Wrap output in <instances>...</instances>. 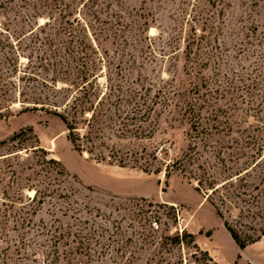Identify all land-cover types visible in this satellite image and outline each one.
Here are the masks:
<instances>
[{
	"label": "rangeland",
	"instance_id": "1",
	"mask_svg": "<svg viewBox=\"0 0 264 264\" xmlns=\"http://www.w3.org/2000/svg\"><path fill=\"white\" fill-rule=\"evenodd\" d=\"M68 2L73 9L64 17L56 11L45 33H56L57 49V35L64 39L68 34L64 25L75 45L85 35L86 45L96 48V73L105 93L100 131L79 125L87 137L80 152L63 122L44 110H22L16 102L0 115V141L31 128L34 136L29 132L24 146L36 144V137L65 172L56 175L54 184L65 196H45L42 204L29 207L16 200L0 216V264H54V255L59 257L56 264H197L192 244L172 245L164 239L183 230L217 264H264V235L239 249L205 191L180 170L171 169L168 177L164 172L165 164L188 145L187 102L204 106L202 121L207 109L226 110L234 137L245 128L264 140V0ZM33 3L13 0L0 7V30L8 29L14 46L16 20L26 32L28 21L36 19L40 25L49 18L47 13L32 18ZM45 33L37 39L29 35L30 48H24L20 62L29 55L34 62L44 56ZM203 78L207 82L201 85ZM137 105L147 114L141 122L126 121L128 131L121 134L122 118ZM5 152L0 147V154ZM18 155L30 158L31 153ZM22 194L26 198L34 192L24 188ZM21 217L27 219L24 227ZM247 221L237 227L253 233L244 226ZM58 234L65 237L52 242L51 235Z\"/></svg>",
	"mask_w": 264,
	"mask_h": 264
},
{
	"label": "trees",
	"instance_id": "2",
	"mask_svg": "<svg viewBox=\"0 0 264 264\" xmlns=\"http://www.w3.org/2000/svg\"><path fill=\"white\" fill-rule=\"evenodd\" d=\"M12 1L0 0V7L4 8L7 2ZM24 5H26L25 2ZM24 5H19L18 9L23 8ZM72 9L73 4L68 0H35L30 16L34 18L47 13L49 18L40 25L37 24L36 19L28 21L27 26L30 30L26 32L16 20L13 33H15L17 46H14L7 28L0 30V115H3L5 111L9 112L11 105L16 102L20 103L22 110H44L63 122L69 141L75 149L83 152L87 137L80 133L79 125L85 126V130L92 129L95 133L100 131L98 125L101 119L98 118V113L103 106L105 95L101 92L96 73V70H99L100 58L96 56L98 55L96 48L84 42L87 38L85 35L78 36L76 39L78 44L75 45L73 37H68L71 34L64 25L62 29L68 34L64 39H62L63 35H57L59 46H61L57 49L53 47L56 33L50 36L45 33V28L51 25L49 21L55 19L53 16L56 11L59 16L64 17ZM40 33H45V47L48 51H44V56L37 62H34L30 55L26 56L25 63L20 62L24 48H30L29 43L32 40L29 35H32V39L34 37L37 39ZM188 44L185 46L186 49L189 48ZM189 53L190 51L188 55L186 54L187 57ZM206 82L203 78L201 85ZM232 105L235 106L234 103ZM203 107L202 104L197 106L190 102L185 104L183 115H187L189 120L188 145L179 157L165 164V176H169L171 169L180 170L190 181L195 182L196 188L204 190L206 199L214 207L217 216L222 219L232 240L239 249H244L264 235L263 135L254 134L250 129L244 128L236 131L240 132L241 136L234 137L233 121L226 110L221 107L207 109L209 114L204 116L202 121L200 109ZM142 110L137 105L133 110L127 111L122 118L125 120L122 122L124 128L121 126L118 132L123 134L128 131L125 129L126 121L141 122L147 114L145 110ZM87 114H90L89 118L86 117ZM117 117L121 118V115ZM110 119L109 117L108 120ZM137 128H141V125H137ZM251 130L259 132L256 128ZM29 132L32 135L31 128L21 129L14 132L7 140L0 141V147L6 149L5 153L0 154V193L2 195L0 216H6L7 208H12L16 200H20L23 205L29 207L42 204L45 196L56 195L59 198L65 196L54 186L58 181L56 175L65 176L60 162L49 156L48 151L38 144L36 137H34L36 144L24 146V138ZM22 150L29 151L30 158L18 155ZM118 161L120 165L124 163L122 158ZM27 170L30 172L26 173ZM4 176L7 179L3 178ZM35 183L41 187L36 188ZM24 188L32 190L33 196L24 198L22 194ZM233 211H237L235 215L237 219L233 218ZM246 219L248 221L244 226L247 229H253V233L237 227V225L242 226L241 222ZM26 223L27 219L21 217L20 226L24 227ZM51 236L53 238L51 241L54 243L65 237L64 234ZM166 238L172 245L192 244L195 251L191 253V257L197 264H217L206 250H201L194 243L193 234L183 230L164 239ZM163 243L164 240L159 244ZM197 253H200L202 260L197 258ZM118 257L123 258V255ZM58 259L59 257L54 255L52 258L54 264L58 262ZM88 259H90L89 256ZM127 261L130 262L129 259ZM111 262L118 264L114 260ZM119 264H125V261Z\"/></svg>",
	"mask_w": 264,
	"mask_h": 264
}]
</instances>
